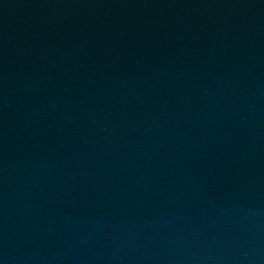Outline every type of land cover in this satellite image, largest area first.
Segmentation results:
<instances>
[{
    "label": "water",
    "instance_id": "water-1",
    "mask_svg": "<svg viewBox=\"0 0 264 264\" xmlns=\"http://www.w3.org/2000/svg\"><path fill=\"white\" fill-rule=\"evenodd\" d=\"M0 264H264V0H0Z\"/></svg>",
    "mask_w": 264,
    "mask_h": 264
}]
</instances>
